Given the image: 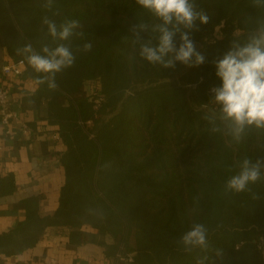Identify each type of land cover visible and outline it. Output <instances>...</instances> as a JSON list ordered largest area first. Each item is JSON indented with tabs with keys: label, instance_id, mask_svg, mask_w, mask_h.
Here are the masks:
<instances>
[{
	"label": "trees",
	"instance_id": "obj_1",
	"mask_svg": "<svg viewBox=\"0 0 264 264\" xmlns=\"http://www.w3.org/2000/svg\"><path fill=\"white\" fill-rule=\"evenodd\" d=\"M194 2L209 16L191 33L205 63L165 69L133 42L132 25L156 22L136 0H54L52 9L45 0H0V47L24 60L23 75L35 84L41 74L17 49L55 46L44 17L58 25L78 20L83 33L65 42L76 60L56 74L58 87L36 84L19 105L37 111L65 147L59 205L42 216L40 196L18 202L25 218L0 233L1 255H21L59 226L71 230L68 248L104 245L120 264H264V180L241 193L225 187L244 158H264V129L246 128L236 142L210 91L221 85L214 62L233 41L247 40L264 9L252 0ZM86 42L92 49L81 51ZM93 88L104 95L98 109ZM14 139L25 141L19 131ZM15 189L14 174L0 177L1 193ZM193 223L208 229L207 250L179 243Z\"/></svg>",
	"mask_w": 264,
	"mask_h": 264
},
{
	"label": "clouds",
	"instance_id": "obj_2",
	"mask_svg": "<svg viewBox=\"0 0 264 264\" xmlns=\"http://www.w3.org/2000/svg\"><path fill=\"white\" fill-rule=\"evenodd\" d=\"M136 3L150 12L156 21L132 25L133 42L139 45L141 57L165 69L174 68L177 62L186 66L205 63V56L197 50L191 33L198 30V25L207 24L209 16L197 10L194 0H136ZM43 6L52 9L54 0H45ZM252 6L264 9V0H252ZM43 23L55 46L43 43L37 51L29 43L17 49V53L26 58L36 73L41 74L36 84H46L54 90L58 87L56 74L72 67L76 60L72 48L65 42L83 33L77 31L81 27L78 20H65L58 25L44 17ZM256 25L247 40L233 41L222 58L214 62L221 85L212 89V99L219 106L220 119L230 122V133L236 142L242 139L246 128L264 129V18H257ZM146 35L152 38L146 39ZM91 49L92 43L86 42L81 51ZM212 131L219 132L220 128L213 127ZM261 180H264V158L255 161L244 158L239 171L227 180L225 187L241 193L251 191L249 186ZM179 243L187 251L207 250L208 229L202 223H193L180 237ZM220 254L218 251L217 255ZM197 264H203V259Z\"/></svg>",
	"mask_w": 264,
	"mask_h": 264
},
{
	"label": "crops",
	"instance_id": "obj_3",
	"mask_svg": "<svg viewBox=\"0 0 264 264\" xmlns=\"http://www.w3.org/2000/svg\"><path fill=\"white\" fill-rule=\"evenodd\" d=\"M12 60L0 47V81L4 78L3 66ZM8 85L19 105L23 96L36 88V84L27 80L25 75L10 78ZM19 105L21 118L28 122L32 131L22 134L25 141L16 146L15 139L7 137L0 124V177L12 173L16 184L12 193L0 191V233L25 218L26 211L16 206L23 199L40 196V214L53 215L65 180L60 160L65 147L56 138L59 133L46 121H41L37 111H21ZM33 123H37L36 128L31 126ZM70 232L68 227L48 226L34 248L18 256L0 254V264H120L106 255L104 245L88 243L76 249L68 248Z\"/></svg>",
	"mask_w": 264,
	"mask_h": 264
},
{
	"label": "built area",
	"instance_id": "obj_4",
	"mask_svg": "<svg viewBox=\"0 0 264 264\" xmlns=\"http://www.w3.org/2000/svg\"><path fill=\"white\" fill-rule=\"evenodd\" d=\"M208 40L210 41V39ZM25 68L26 65L23 59H13L2 68L4 78L0 81V124L4 127V134L10 138H14L17 131L22 134L31 133L32 131L28 122L21 118V112L18 109L19 101L13 97L11 88L8 85V80L10 78H20L24 74ZM91 100L94 101V106L98 109L104 100V95L99 89L93 88L91 89ZM56 138L60 139L59 135Z\"/></svg>",
	"mask_w": 264,
	"mask_h": 264
},
{
	"label": "rangeland",
	"instance_id": "obj_5",
	"mask_svg": "<svg viewBox=\"0 0 264 264\" xmlns=\"http://www.w3.org/2000/svg\"><path fill=\"white\" fill-rule=\"evenodd\" d=\"M88 86L90 87L91 85L89 84Z\"/></svg>",
	"mask_w": 264,
	"mask_h": 264
}]
</instances>
